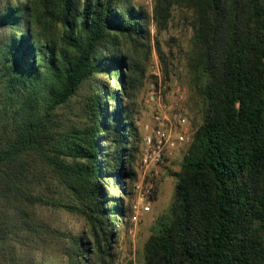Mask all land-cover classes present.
<instances>
[{
  "label": "trees",
  "instance_id": "16d2710c",
  "mask_svg": "<svg viewBox=\"0 0 264 264\" xmlns=\"http://www.w3.org/2000/svg\"><path fill=\"white\" fill-rule=\"evenodd\" d=\"M176 18L192 133L141 263L264 264V0H0V264H114L139 180L138 58L154 49L169 79L158 35Z\"/></svg>",
  "mask_w": 264,
  "mask_h": 264
},
{
  "label": "rangeland",
  "instance_id": "374dc122",
  "mask_svg": "<svg viewBox=\"0 0 264 264\" xmlns=\"http://www.w3.org/2000/svg\"><path fill=\"white\" fill-rule=\"evenodd\" d=\"M137 2L144 5L145 8H147L148 10L151 9L152 0H137ZM155 31V27L151 26V33L156 34ZM190 37L191 29L188 28L183 21L177 18L173 20L168 29L164 30L158 35V40L160 41L165 52L168 53L170 57V52H173V54L175 55L173 59V64L176 66V68L170 74L169 78H176L179 84L183 87H186V85L183 84L181 80L184 74L182 53L187 49ZM138 61L145 68V79L143 86L138 91L135 100V105L133 108L135 109L136 116L139 119L138 127L144 136V124L148 122V119L151 114L150 109H148L145 104V94L147 91V86L149 83L153 81L155 82L157 80L156 74L158 72L160 76H162V78L163 75L160 61L154 49H152V52L147 55V57L139 56ZM187 92L188 91H186L184 97V103L188 108L190 114L189 105L187 103ZM168 96L169 95L167 93H164V99H167ZM108 106L110 108L114 107L113 103H108ZM188 120L190 126H192V120L190 118V115L188 116ZM184 151L185 148L180 147L178 151H176V153L170 159H168V161L164 162V164L161 163L154 168H149L146 171V175L144 177L142 176V174L144 173V169L141 167V164L139 165L138 181L143 179L142 184L145 187L151 185V192L154 188H156L157 185V200L153 202L151 198V200L149 201L150 211L141 214L138 218L137 223H131V226L128 227L127 231L121 229V227H116L118 237L114 246V264H142L140 260V255L143 244L150 234V228L157 216L162 211L168 208L171 201L174 179L167 174V171H178L179 162L183 156ZM154 172H157V174H154ZM136 202H138L141 206L143 204L145 205L146 202L148 203V201L138 198L137 193H135L131 200L126 199L125 201V206L130 209V213L132 210V206ZM44 212L46 213V215L48 214L47 210H44ZM47 217L50 221H53V223L61 227L69 228L75 234H80L83 228L81 220L73 216L67 215L66 213H50ZM118 224L119 223H117V225Z\"/></svg>",
  "mask_w": 264,
  "mask_h": 264
},
{
  "label": "built area",
  "instance_id": "2783aa9c",
  "mask_svg": "<svg viewBox=\"0 0 264 264\" xmlns=\"http://www.w3.org/2000/svg\"><path fill=\"white\" fill-rule=\"evenodd\" d=\"M156 78L155 82L148 84L145 94V104L151 114L143 128L145 134L140 159L141 167L144 169L143 177L149 168L158 166L164 158L171 157L176 149L188 143L192 133L186 118L187 108L184 105L186 87L181 86L176 78L164 80L159 72ZM164 93L169 95L167 99H164ZM142 180L136 183L134 191L138 198L148 203L141 206L136 202L132 206L130 219L133 224L137 223L141 214L150 211L152 186H143Z\"/></svg>",
  "mask_w": 264,
  "mask_h": 264
},
{
  "label": "crops",
  "instance_id": "0c3cea01",
  "mask_svg": "<svg viewBox=\"0 0 264 264\" xmlns=\"http://www.w3.org/2000/svg\"><path fill=\"white\" fill-rule=\"evenodd\" d=\"M179 148H180V147H179ZM179 148H178V149H179Z\"/></svg>",
  "mask_w": 264,
  "mask_h": 264
}]
</instances>
